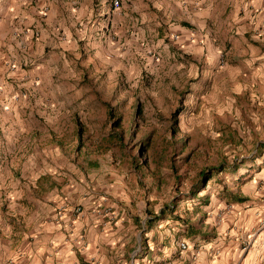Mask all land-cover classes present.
I'll return each instance as SVG.
<instances>
[{
	"label": "rangeland",
	"instance_id": "rangeland-1",
	"mask_svg": "<svg viewBox=\"0 0 264 264\" xmlns=\"http://www.w3.org/2000/svg\"><path fill=\"white\" fill-rule=\"evenodd\" d=\"M180 1L68 23L66 50L0 7V264L57 196L164 264H264V0Z\"/></svg>",
	"mask_w": 264,
	"mask_h": 264
},
{
	"label": "crops",
	"instance_id": "crops-1",
	"mask_svg": "<svg viewBox=\"0 0 264 264\" xmlns=\"http://www.w3.org/2000/svg\"><path fill=\"white\" fill-rule=\"evenodd\" d=\"M112 1L0 0V7L3 12L8 13L9 24L17 23L20 32L25 35L24 38L30 39L36 31L40 33V42L46 46L49 43L48 38L54 36L63 41L57 44L63 50L69 45L66 41L69 39L67 24L73 23L77 26L85 16L84 21L93 25L91 30H103L107 24L111 26L108 31L111 35L121 33L122 20L134 17V14L140 16L143 8L160 7L161 11L158 13L165 16L168 22L171 21L170 16L174 15L170 9V0H121L122 7L119 10L113 9ZM183 1H180L182 6L200 0ZM132 34L133 38L139 36L136 30ZM192 35L193 39L198 37L197 34ZM69 197H48L50 201H54L53 205L37 214L38 223L28 232L35 239L28 240V235H25V241L17 250H9L6 259H12L15 264L167 262L170 257L169 250L162 242L160 245L155 240L152 232L146 234L149 249L145 252L146 255H143L146 241L139 237L142 232L138 230V226L128 224V221L123 222V225L120 221L118 224H111L107 221V216L99 212L98 205L89 199L84 200V211L77 216L74 208H71L70 204L73 202ZM138 247H142L143 252L139 251Z\"/></svg>",
	"mask_w": 264,
	"mask_h": 264
},
{
	"label": "built area",
	"instance_id": "built-area-1",
	"mask_svg": "<svg viewBox=\"0 0 264 264\" xmlns=\"http://www.w3.org/2000/svg\"><path fill=\"white\" fill-rule=\"evenodd\" d=\"M112 6H113V9L115 10H119L121 9L122 7V2L121 0H113L112 1ZM74 212L76 213V215H80L82 213V209L79 207V208H74ZM182 249H186V245L185 244H182Z\"/></svg>",
	"mask_w": 264,
	"mask_h": 264
}]
</instances>
